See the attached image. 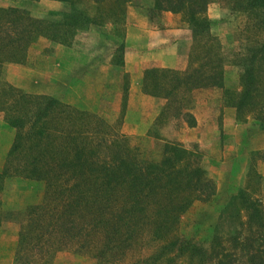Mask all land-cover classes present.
Listing matches in <instances>:
<instances>
[{"label":"trees","instance_id":"16d2710c","mask_svg":"<svg viewBox=\"0 0 264 264\" xmlns=\"http://www.w3.org/2000/svg\"><path fill=\"white\" fill-rule=\"evenodd\" d=\"M56 1L68 8L49 11L48 18L33 17L21 8L0 7V113L15 129L0 173V188L8 176L44 185L40 202L29 205L24 213L5 211L0 203L1 223L20 219L13 264H56L61 252L113 264L132 249L140 256L127 264H174L180 256L196 257L200 263L213 259L214 264H230L233 253L222 245L223 236L217 231L209 253L192 239L173 234L180 215L194 201H207L214 195L196 150L167 142L157 157H146L129 137L97 114L53 96L22 91L3 78V65L22 63L37 38L70 43L76 32L92 23V8L107 0H88L89 8L76 0ZM114 1L122 4L125 0ZM234 3L247 17V30L264 32V0ZM207 4L208 0H153L152 10L185 16L199 57L196 65L181 73L169 68L145 70L142 90L166 100L162 119L185 118L194 126L188 109L193 92L221 85L222 58L214 51L209 20L204 16ZM251 49V55H238L242 91L234 106L239 112L257 110L256 118L263 120L264 41ZM123 52L121 41L113 49L116 63L122 61ZM247 190L240 188L223 210L232 205V219L238 218V238L233 236L238 259L264 264V211Z\"/></svg>","mask_w":264,"mask_h":264},{"label":"rangeland","instance_id":"374dc122","mask_svg":"<svg viewBox=\"0 0 264 264\" xmlns=\"http://www.w3.org/2000/svg\"><path fill=\"white\" fill-rule=\"evenodd\" d=\"M76 2L83 7L90 6L88 0ZM152 5L153 0H125L122 4L107 0L97 5L98 8H92V23L76 32L70 43L63 45L45 37L37 38L28 47L22 63L3 65V78L22 91L53 96L78 109L97 114L129 137L131 144L146 157H157L162 144L167 142L196 150L212 182L214 195L207 201H194L180 215L173 234L192 239L209 249L212 236L217 231L219 237L223 236L222 245L233 253L230 264H247L242 257L238 259L240 252L233 240L238 238V218L232 219V205L227 211L223 210V205L245 187L252 197L259 200L264 211V108L261 111L263 120H259L256 118L257 110L239 112L234 106L242 91L238 55H251V48L264 41V32L247 30V17L238 11L234 0H208L204 16L209 20L214 51L222 58V80L220 86L193 92L188 109L195 119L194 126L201 129L198 133L191 129L185 118L162 119L160 112L166 100L142 90L145 70L164 67L154 61H143L140 65L142 76L136 85L130 72L126 71L133 61L130 56L124 62L123 55V62L119 59L116 63L113 49L121 41L124 42L128 33L154 30L167 31L168 36L161 39L176 45V63L169 69L181 73L196 65L198 48L194 50L191 29L185 16L169 11L156 12L152 10ZM0 7L21 8L33 17L48 18L49 11H62L68 5L56 0H0ZM95 10L104 12L105 16H100ZM108 13L116 14L108 16ZM150 45L143 47L144 50H149ZM130 47L127 46V51ZM124 86L127 88L124 89ZM13 133L12 129L9 134L8 130H4V141L13 137ZM43 188L42 182L31 179L6 185L0 193L1 207L24 213L29 205L40 202ZM18 217L22 218L23 214ZM11 221L13 223L0 227V252L5 251L6 246L12 248V242H15L13 264L19 225ZM139 256L140 252L132 249L113 264H127ZM8 260L10 258H2L0 264H6ZM54 262L101 264L90 257L70 252L57 254ZM174 264H214V261L209 259L200 263L196 257L180 256Z\"/></svg>","mask_w":264,"mask_h":264},{"label":"crops","instance_id":"0c3cea01","mask_svg":"<svg viewBox=\"0 0 264 264\" xmlns=\"http://www.w3.org/2000/svg\"><path fill=\"white\" fill-rule=\"evenodd\" d=\"M165 35L168 36L167 31L158 32L154 30H148L146 32L136 30V32L128 33L126 35V39L124 40L125 52H123L124 62L127 58H129V56H130V60H133L130 63V66L132 68L129 67L128 70L126 69V71L130 72V75L132 78H134V83L136 85H137L138 78L139 77L141 78L142 76V68H140V65L142 64L143 61H154V63H156L158 66H161L164 68L174 67L176 63V51H175L176 45L175 43H171L169 40L165 42L166 41L165 39L164 40L161 39ZM154 39L155 40L158 39V41L154 42ZM149 42H151L152 44L150 45ZM149 45L152 46L150 48L152 50L150 49L144 50L143 47H148ZM127 46L132 47V48L130 47L128 50L131 52L130 54L127 51ZM136 46H139V48H137ZM122 62H123V56H122ZM10 128L14 131L13 137H10V138L8 137L7 140L4 141V130H8V134H9L11 130ZM191 129H194L195 132H198V133L201 131V129L197 126H192ZM14 135H15V129L6 123V121L4 120V117L0 113V173L3 171L4 162H5L7 153L11 147V144L13 142ZM9 177L11 178L5 177L2 183V187L0 188V193L1 191H3L4 186L6 185H10L11 183H14V182H20V181L22 182L24 180H27L25 178L21 179L22 177H18V176H9ZM238 186L240 185L238 184ZM0 203H1V199H0ZM2 209H4L5 211H9L8 209H5L4 207H2ZM11 220L2 221V223L0 222V227L2 226V224L13 223ZM14 224L15 225L18 224L16 220H14ZM1 236L2 235H0V237ZM15 246H16V243L12 242V248L11 246L10 248H7L8 246H6V250L0 252V259L10 258V260L6 261V264H12L11 262L12 255H13L12 251H14Z\"/></svg>","mask_w":264,"mask_h":264}]
</instances>
